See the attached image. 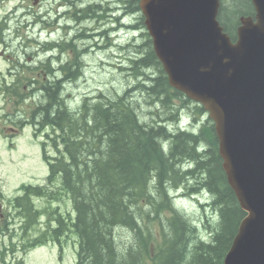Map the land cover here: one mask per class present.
<instances>
[{"label": "trees", "instance_id": "16d2710c", "mask_svg": "<svg viewBox=\"0 0 264 264\" xmlns=\"http://www.w3.org/2000/svg\"><path fill=\"white\" fill-rule=\"evenodd\" d=\"M55 1L69 8V19L75 23L79 16L98 24L111 18L113 25L138 30L145 40L129 39L127 49L135 53L121 71L131 77V88L115 95L86 96L72 104L77 108L65 91L83 76L82 58L88 49L80 50L76 40L88 38L86 32L73 29L76 39L68 44L35 39L40 47L61 49L62 79L45 78L48 66L43 61L34 68L13 62L14 70L21 71L10 83H2L0 91L18 104L17 120L12 114L6 120L11 130L33 124L37 135H45L43 154L50 171L43 186L23 185L21 196L9 201L16 205V218L24 221L20 224L26 233L45 215L52 218L25 246L32 250L60 243L71 233L77 241L75 264H224L246 213L223 170L213 122L202 106L169 84L146 30L140 0H114L110 18L101 14L104 6L98 2H84L85 7L77 9L79 0ZM254 13L251 0H225L218 19L234 40L239 19ZM32 16L36 25L47 23L44 16ZM10 18L0 20V36L9 29ZM89 22L76 24L85 28ZM65 52L74 58L64 62ZM38 71L42 74L25 75ZM137 94L149 105L152 121L145 120ZM28 101L36 104L20 111ZM184 112L195 121L207 118L197 134L179 127ZM7 128H0V133L6 135ZM180 192L208 202L200 205L211 211L201 226L174 198ZM64 197L71 203L67 213L39 206L41 201L55 203ZM8 225L6 221V231Z\"/></svg>", "mask_w": 264, "mask_h": 264}, {"label": "water", "instance_id": "95a60500", "mask_svg": "<svg viewBox=\"0 0 264 264\" xmlns=\"http://www.w3.org/2000/svg\"><path fill=\"white\" fill-rule=\"evenodd\" d=\"M232 41L221 0H141L154 51L172 88L215 125L223 170L247 215L224 264H264V0Z\"/></svg>", "mask_w": 264, "mask_h": 264}, {"label": "rangeland", "instance_id": "374dc122", "mask_svg": "<svg viewBox=\"0 0 264 264\" xmlns=\"http://www.w3.org/2000/svg\"><path fill=\"white\" fill-rule=\"evenodd\" d=\"M110 1L112 0H94V2L102 3L103 6ZM17 7L16 15L13 12ZM58 7L59 2L55 0H0V20L7 16L12 17V20L8 21L9 29L4 31L3 36H0V89L2 83H10L14 80L15 73L21 71V69L18 71L14 70V61L34 68L40 65V61L46 60L41 53L43 47L41 48L37 45L34 40L37 39L44 43V38L48 36V33L47 31L40 32L42 26L34 24L32 15L43 16L49 12L53 20L54 13H56L55 11ZM102 11L105 13V9ZM24 13L29 14V20L22 16ZM51 22L46 28L52 31L55 26L52 25L53 21ZM111 22L113 23V20L111 21L110 18L104 30H109L110 27L113 28V24H110ZM70 25L74 29H82L75 23ZM97 26L98 23L89 22L84 29L93 30ZM61 34H65V32L60 30L54 37L57 38ZM136 34L138 35L139 43H143L145 40V37H142L143 33L136 32ZM133 35L124 31L119 34H109L105 38L96 37L92 40V45L89 46L80 43V46L89 48V53L82 58L85 64L83 76L77 82L68 84V88L65 91L69 102L71 101V105L75 102L80 103L86 96H95L101 92L107 95H115L131 88L129 85H132V79L127 72L121 71V68H128L129 59L134 57L135 51L127 49L129 44H131L129 39ZM111 43L113 44L112 48ZM115 43L123 45L124 48L115 47ZM98 44L107 45L108 48L99 50L97 48ZM63 56L64 62L74 58L72 52L65 53ZM40 73L42 74V71L36 72L35 75L27 72L25 75L27 77L38 76ZM60 74L62 75V72ZM47 77L52 78L53 74L47 72L45 78ZM137 95L139 96L138 103L142 113L146 116L145 120L148 122L152 121V116L149 114V105L145 103L140 94ZM12 100L14 101V99ZM9 101L2 96L0 91V128L8 127L5 129L6 135L0 133V203L2 204L0 209V264H17L19 261H23L22 264H74L77 257V241L71 233L68 235L67 241H64L62 249L58 245L56 247L51 244L27 250L28 248L24 245V242L28 243V240L35 238L43 229L44 232L52 218L48 214L45 215L34 228H30L26 233L25 230L21 229L22 226L20 225L24 221L16 218V205L12 206L9 201H13L18 195L19 185H43L44 181L47 180L49 168L43 159L41 149L44 137H37L35 132H32L35 130V126L31 124L26 127L18 126L16 130L10 129L11 124L6 120V115L12 114L11 118L17 120L16 107L18 104L14 102L13 104ZM35 101H38L37 98ZM34 104L36 103L28 101L27 105L25 104L20 108V111H25ZM72 107L77 108L78 105H72ZM18 114L22 115V112ZM6 136L9 139L3 138ZM12 138L13 140H11ZM63 199L64 201L61 200L55 203L38 202H40L39 206L46 210L58 209L59 212L67 213L70 211L71 203L67 198L64 197ZM179 204L184 209V213L200 226L202 222L206 221L211 212L208 209L204 210L201 208L197 199L183 198L179 200ZM6 221L9 223L7 231L5 230ZM202 233L204 235L206 232Z\"/></svg>", "mask_w": 264, "mask_h": 264}, {"label": "flooded vegetation", "instance_id": "af4514ba", "mask_svg": "<svg viewBox=\"0 0 264 264\" xmlns=\"http://www.w3.org/2000/svg\"><path fill=\"white\" fill-rule=\"evenodd\" d=\"M84 2H88V3H91V4H94V0H79L76 5L79 7V9H81L83 7V3ZM101 9H105V15L108 17L112 16V1L108 2L104 7H102ZM47 15H49V12L46 13ZM101 14H104V12L102 11ZM84 21H92V22H97L96 19H90V20H84V18H76V23L78 25H80V23H84ZM47 48V47H46ZM46 56L48 58V60H50L51 57H56L57 58V61L60 62L61 60L58 59V56L57 55H54V54H50L48 49L46 50ZM57 69L60 70L62 67L60 65V63H57Z\"/></svg>", "mask_w": 264, "mask_h": 264}, {"label": "bare ground", "instance_id": "6f19581e", "mask_svg": "<svg viewBox=\"0 0 264 264\" xmlns=\"http://www.w3.org/2000/svg\"><path fill=\"white\" fill-rule=\"evenodd\" d=\"M75 2H76V1H75ZM77 7H78V6H77ZM77 9H79V7H78ZM104 14H105V13H104ZM43 16H44V17H47L48 15L45 13ZM112 16H113V0H112ZM79 18H81V16H79ZM81 35H83V34H81ZM41 48H42V47H41ZM46 50H47V48L44 46L43 49H42V52H41V53H42L43 56L46 58V60H44L43 63H45V64L48 66V68L46 67V69H48V70H47L48 73H50L51 71H53V77H52V78L47 77V78H48V79L50 78V79H56V80H57L58 77L61 76L60 79H62L63 77H62V75L60 74V73L62 72V70H63V63H62V61L58 62L56 57H51L50 60H48V58H47V56H46ZM57 63H60V65H61V67H62L60 70L57 69V66H56Z\"/></svg>", "mask_w": 264, "mask_h": 264}]
</instances>
